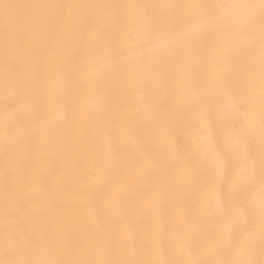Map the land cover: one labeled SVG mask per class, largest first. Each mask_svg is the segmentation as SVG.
I'll list each match as a JSON object with an SVG mask.
<instances>
[{
	"label": "snow or ice",
	"instance_id": "6c2138e0",
	"mask_svg": "<svg viewBox=\"0 0 264 264\" xmlns=\"http://www.w3.org/2000/svg\"><path fill=\"white\" fill-rule=\"evenodd\" d=\"M0 264H264V0H0Z\"/></svg>",
	"mask_w": 264,
	"mask_h": 264
}]
</instances>
